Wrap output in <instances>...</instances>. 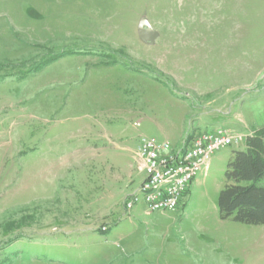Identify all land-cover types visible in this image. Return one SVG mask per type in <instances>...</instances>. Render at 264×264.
<instances>
[{
	"label": "rangeland",
	"instance_id": "rangeland-1",
	"mask_svg": "<svg viewBox=\"0 0 264 264\" xmlns=\"http://www.w3.org/2000/svg\"><path fill=\"white\" fill-rule=\"evenodd\" d=\"M216 128H264V0H0V264H264V225L217 208L244 141L174 212L124 208L142 137Z\"/></svg>",
	"mask_w": 264,
	"mask_h": 264
},
{
	"label": "built area",
	"instance_id": "built-area-1",
	"mask_svg": "<svg viewBox=\"0 0 264 264\" xmlns=\"http://www.w3.org/2000/svg\"><path fill=\"white\" fill-rule=\"evenodd\" d=\"M246 137L228 129L216 128L195 135L189 143L173 149L167 141L142 137L134 157L143 172L138 188L124 202L129 212L142 201L145 213L174 212L181 196L198 172L206 174L211 156L226 147L236 146Z\"/></svg>",
	"mask_w": 264,
	"mask_h": 264
},
{
	"label": "trees",
	"instance_id": "trees-1",
	"mask_svg": "<svg viewBox=\"0 0 264 264\" xmlns=\"http://www.w3.org/2000/svg\"><path fill=\"white\" fill-rule=\"evenodd\" d=\"M217 208L221 220L264 225V128L246 136L244 149L232 152Z\"/></svg>",
	"mask_w": 264,
	"mask_h": 264
},
{
	"label": "water",
	"instance_id": "water-1",
	"mask_svg": "<svg viewBox=\"0 0 264 264\" xmlns=\"http://www.w3.org/2000/svg\"><path fill=\"white\" fill-rule=\"evenodd\" d=\"M159 33L150 25L146 16H142L137 24V37L138 40L144 44L151 46L155 43Z\"/></svg>",
	"mask_w": 264,
	"mask_h": 264
},
{
	"label": "crops",
	"instance_id": "crops-1",
	"mask_svg": "<svg viewBox=\"0 0 264 264\" xmlns=\"http://www.w3.org/2000/svg\"><path fill=\"white\" fill-rule=\"evenodd\" d=\"M228 130H230V131H234L233 129H231V128H228ZM253 131H251V132H249V135L252 133ZM181 146V144L180 145H175L174 146V148H179ZM194 181V180H193Z\"/></svg>",
	"mask_w": 264,
	"mask_h": 264
}]
</instances>
